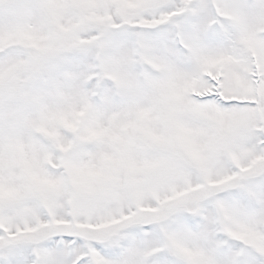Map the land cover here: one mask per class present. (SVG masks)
Instances as JSON below:
<instances>
[{
    "label": "snow or ice",
    "instance_id": "6c2138e0",
    "mask_svg": "<svg viewBox=\"0 0 264 264\" xmlns=\"http://www.w3.org/2000/svg\"><path fill=\"white\" fill-rule=\"evenodd\" d=\"M0 264H264V0H0Z\"/></svg>",
    "mask_w": 264,
    "mask_h": 264
}]
</instances>
